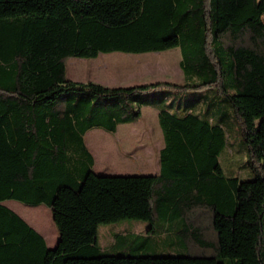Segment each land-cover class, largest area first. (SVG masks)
I'll return each instance as SVG.
<instances>
[{
    "label": "trees",
    "instance_id": "1",
    "mask_svg": "<svg viewBox=\"0 0 264 264\" xmlns=\"http://www.w3.org/2000/svg\"><path fill=\"white\" fill-rule=\"evenodd\" d=\"M174 48L192 81L109 87L67 76L71 57ZM206 90L232 107L253 179L224 173L225 128L181 102ZM143 107L159 112V173H95L86 133L137 123ZM156 194L163 221L220 257L103 254L101 224L137 219L156 232ZM6 200L47 205L56 247ZM184 207H214L215 246ZM0 264H264V0H0Z\"/></svg>",
    "mask_w": 264,
    "mask_h": 264
},
{
    "label": "rangeland",
    "instance_id": "2",
    "mask_svg": "<svg viewBox=\"0 0 264 264\" xmlns=\"http://www.w3.org/2000/svg\"><path fill=\"white\" fill-rule=\"evenodd\" d=\"M180 61L181 52L178 48L142 54L114 52L100 54L97 58L91 59L71 57L67 61V76L74 81H92L109 87H129L155 82L184 84L192 79L185 76ZM203 92L207 90L182 93L181 102L184 105L191 104L192 108L202 113L203 117L214 120L215 124H222L225 128L227 145L219 156L224 173L227 176L239 177L242 181L253 179L254 172L248 161L241 127L233 115L232 107L224 97L215 95L214 90L210 98L202 97ZM179 96L180 94H174L171 97ZM158 113V110L152 107H145L142 108L143 118L139 122L122 124L115 133L102 128H94L90 131L88 136L97 141L94 151L95 171L100 175H152L157 173L160 169V151L165 145ZM155 200L154 212L158 218L155 222L156 232H148L150 222L137 219H123L115 223L101 224L98 229V245L103 254L136 258L220 257L219 252L213 246L203 247L194 235H183L178 232L179 228L172 226L171 222L163 221L161 207L158 205V194ZM12 202L29 206L38 205L18 200H6L4 203L31 227L44 235L49 248L54 249L56 242H51V236H46L31 220L13 209ZM43 206L44 213L36 210L33 217L41 219L44 226L48 229L54 228L58 233L50 208L47 205ZM184 210L188 214L199 213L196 217L197 223L206 227L208 238L211 239L213 229L211 226L207 228L210 225L207 216L214 214V207L212 210L208 208L204 211L202 208L190 209L189 207H184ZM215 240L217 242V236Z\"/></svg>",
    "mask_w": 264,
    "mask_h": 264
},
{
    "label": "crops",
    "instance_id": "3",
    "mask_svg": "<svg viewBox=\"0 0 264 264\" xmlns=\"http://www.w3.org/2000/svg\"><path fill=\"white\" fill-rule=\"evenodd\" d=\"M143 108H145V107H143ZM143 118V117H142ZM93 130V129H92ZM92 130H90V131H92ZM89 131V132H90ZM89 132H87L86 133V135H85V137H84V139H85V143H86V145H87V147H88V149L90 150V152L93 154V156H94V159H95V162H96V157H95V155H94V151H95V144H97V141H94L92 138H90L89 136H88V133ZM95 166V165H94ZM93 170H94V172L95 173H97L96 171H95V169L93 168ZM159 171H160V169H159ZM159 171L157 172V173H159ZM157 173H153V174H157ZM98 174V173H97ZM100 175V174H99ZM6 201H4L3 202V204L5 203ZM43 205H45V204H40V205H38V206H29V205H25V204H22V203H19V202H12V208L13 209H15L16 211H18L19 213H21V214H23L24 215V217H26L27 219H29V220H31V222H33L34 223V225H36L41 231H42V233H45L46 234V236L47 235H50L51 236V242L53 241V242H56L55 244L57 245V243H58V240H59V237H58V233L56 232V230H54V228H47L46 226H44L43 225V221L41 220V219H37V217H33V213L36 211V210H38V211H42L43 213H44V211H45V208H44V206ZM51 210V209H50ZM208 218H209V221H210V219H211V215H208L207 216ZM192 225L195 227V228H197V218H195V219H193L192 218ZM216 233H214V231H213V236H212V238H214V240H212V238L211 239H209L208 238V235H207V232H205V231H201V238L206 242V243H208L209 245L210 244H213L214 246L217 244V242H216V240H215V237H216V235H215ZM44 236V235H43ZM44 238L46 239V237L44 236ZM46 242H47V246L49 247V245H48V241H47V239H46Z\"/></svg>",
    "mask_w": 264,
    "mask_h": 264
}]
</instances>
